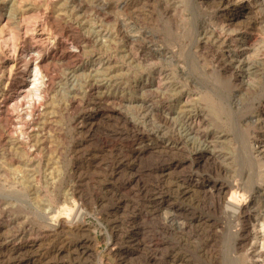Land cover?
I'll return each instance as SVG.
<instances>
[{"label":"rangeland","instance_id":"obj_1","mask_svg":"<svg viewBox=\"0 0 264 264\" xmlns=\"http://www.w3.org/2000/svg\"><path fill=\"white\" fill-rule=\"evenodd\" d=\"M0 264H264V0H0Z\"/></svg>","mask_w":264,"mask_h":264},{"label":"bare ground","instance_id":"obj_2","mask_svg":"<svg viewBox=\"0 0 264 264\" xmlns=\"http://www.w3.org/2000/svg\"><path fill=\"white\" fill-rule=\"evenodd\" d=\"M238 209H240V208H238Z\"/></svg>","mask_w":264,"mask_h":264}]
</instances>
